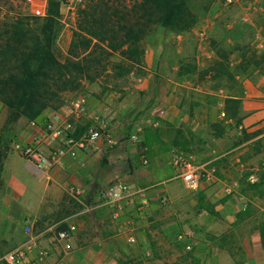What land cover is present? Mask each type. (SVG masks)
Wrapping results in <instances>:
<instances>
[{"label": "rangeland", "instance_id": "rangeland-1", "mask_svg": "<svg viewBox=\"0 0 264 264\" xmlns=\"http://www.w3.org/2000/svg\"><path fill=\"white\" fill-rule=\"evenodd\" d=\"M85 1L87 0H61L62 7L58 18L59 31L54 47L55 53L61 61H65L68 57L73 31L79 21V11ZM115 1L119 3L124 0ZM125 1L128 5H131L134 0ZM189 5L191 10L198 16L197 24L204 27L209 25L208 40L202 41L200 44L194 34V37L188 36L187 38V34H182L179 38L175 32L160 26L155 27L143 41L145 58H159L163 62L164 68H167L166 62L168 61L169 70L166 69L163 72L151 70L149 72L145 59V68L136 67L132 73L124 78L115 79L107 76L108 74H104L100 80L92 82L99 85L100 95L104 94L101 93V86L106 85L109 87V90L106 91L108 94L117 93L126 96L129 93L132 102L143 104L131 114H124V118L120 120V123L116 119L111 120L108 118L111 123L110 128L113 129L111 132L113 158L116 159V163L119 162L116 167L117 174L122 179H116L108 186L116 181L129 182V174H135V171L151 174L149 171H151L150 163L152 161L161 167L170 166L173 156L180 152L190 155L193 161L199 165L226 160L228 154L225 153L232 148V145L246 137V135H251L246 132L245 134H232L234 128L228 125L222 139L216 137L214 135L215 130L212 129L211 134L213 136L205 139L197 136L189 126L184 127V123L169 122L159 112L152 110L154 99L162 93L161 97L164 98L163 101L169 108L173 105L171 94L173 96L183 95L180 91L175 90L174 92L171 86H167L172 80L175 83L190 86L189 95L192 97L190 113L192 116L194 115V97H196V91L193 88L198 84L207 87L212 82L209 79L199 81L195 75L186 77L181 82L182 79L171 70V64L173 63L174 68L176 63L180 66L182 62L184 65L196 64L198 69L202 70L218 60L217 49H225L231 52L230 60L233 66L240 60V51L238 50L240 47H244L246 51H257L260 56L264 55V0H240L233 4H228L226 0H191ZM47 7L48 0H0V27L7 21V18L15 17L18 15L17 13L42 16L45 14ZM120 58L119 54H115L111 59L118 61ZM140 78H146V85L133 91L139 84L138 80ZM87 84H91V82L83 81L80 89L66 91L63 98L64 96H71L72 102L77 98L84 97L83 92L87 89ZM147 85H151L149 90L145 89ZM170 111L172 110L170 109ZM177 113L178 117L183 118V112ZM9 114V109L0 102V144H2L0 149L5 146H12L10 134L5 132L6 127H2L5 117ZM173 115H175V112ZM116 122L119 123L117 126L114 125ZM136 125L142 127V131L137 132ZM84 126L85 124L81 127ZM178 129L182 133H178ZM145 130L151 132L149 141L145 139ZM83 131L81 133L78 131L79 135ZM135 132L138 136L136 139H132L131 135ZM175 137L178 138L180 147L171 145ZM225 137H228L229 141ZM253 143L256 148L263 146L261 140H255ZM3 145L5 146L3 147ZM217 146H220L221 152L213 150ZM167 147L170 149L166 151ZM15 149L23 156L21 148L16 146ZM223 153L225 155L220 157ZM221 166L224 169L226 168L222 163ZM209 173L212 172L206 168L200 170L202 180L200 187H204V184L209 185L215 180L214 178L208 179ZM221 173L223 172L221 171ZM173 176L172 171L168 178H173ZM230 176L235 175L231 174ZM139 180L141 181V178ZM140 181L137 183L138 188L136 189H142L143 192L152 194L153 199H159V201L157 204L152 202L151 209L148 211L145 210L146 207H141L140 202L133 205L136 213L143 212L144 216L140 217L142 220H146L148 223L152 221L151 226L147 228V232H142L141 235L137 236L134 233L136 237L134 240L131 239L133 232L130 229L126 227L121 229L120 225L117 226L119 215L117 216L116 212L118 213V203L121 201L103 205L101 201L88 198V196H83L79 200L69 196L71 199L67 200L73 206L74 211L78 212L77 217L79 220L87 219L90 213L94 215L102 208L107 209V211L110 210L109 218L105 217L106 219L103 222L104 231L102 236L105 238L110 237L109 241L112 247L121 252L122 256L116 258L120 264H229V258L223 250L231 256L232 264H243L246 260L243 244L257 248L259 242L256 239L258 237L264 239V184L257 185L259 178L253 182L251 180L243 181L249 196V200L244 201V204L247 205L246 210L242 212L244 214L237 216V220L233 224L234 227L220 237H212L214 235L210 230L211 227H215L213 231L220 234L222 228L216 223L218 218L199 207L198 192L201 190L200 187L192 189L186 186L182 180L172 179L171 186L175 190L181 188V191H176L175 197L171 200L166 195L159 196L156 194L157 189L155 188L158 186L155 185L156 182L143 180L141 181L143 183H140ZM26 182L25 186L27 187L22 195L24 205L34 202L35 197L40 195L34 182L31 180ZM98 187L97 185L94 188L96 190L93 189L94 195L97 193ZM160 197H166V199L161 201ZM155 205H157L158 210L154 209ZM87 208L89 210H86ZM113 210L116 212H113ZM150 212L153 214L150 215ZM231 213V209L224 210V214L227 216H231ZM64 216L63 214L62 217ZM246 220L250 224L246 227L242 226ZM90 221L94 220L91 219ZM60 224H64V220ZM31 227L32 233H34L36 229L33 226ZM68 229L70 231L74 230L70 226ZM21 230L25 234L27 233L25 227L24 230L21 227ZM69 230L65 229L67 236L68 233H71ZM15 239L18 244L13 247L11 246L12 243L7 242L4 236H0V264H11L5 257L24 242V239L19 236ZM220 252L221 255H219Z\"/></svg>", "mask_w": 264, "mask_h": 264}, {"label": "crops", "instance_id": "crops-1", "mask_svg": "<svg viewBox=\"0 0 264 264\" xmlns=\"http://www.w3.org/2000/svg\"><path fill=\"white\" fill-rule=\"evenodd\" d=\"M208 27L209 25L204 27L196 24L190 31L177 33V36L181 38L182 34H187V38L195 35L201 44L202 41L209 39L210 29ZM191 31L192 33H190ZM145 59L149 72L151 70H158L159 72L169 70L168 61L166 62L167 68H164L163 62L157 57ZM171 66V70L182 79L181 82L186 77L194 76H179V65L176 63L174 68L173 63ZM138 81L137 89L135 88L133 91L146 85V78H140ZM170 82L167 86H171L174 92L175 90L180 91L183 95L173 96L171 94L173 105L170 108L163 101L164 98L161 97L163 93L155 98L152 103V110L159 112L165 120L176 124L184 123V127L189 126L197 136L205 139L213 136L211 134L212 123H221L225 127L224 134L228 125L234 128L232 134H245V132L251 134L232 145V148L225 153L228 154L226 160L201 164L203 168L212 172L209 173V179H215L211 184L201 186L199 192L205 194L206 200L214 205L218 213V216H213L218 218L216 223L222 228V231L220 234L216 233L213 231L215 227H211L210 230L214 235L212 237H220L234 227L233 224L237 220V216L244 214L242 212L246 210L247 205L244 204V201H248L249 196L243 181L255 180L264 174V64L257 67L251 66L245 73L237 74L232 81L223 77L210 82L207 87L196 85L193 88L196 91V97H194V115L192 116L190 113L192 103V97L189 95L190 86L175 83L172 80ZM150 86L147 85L145 89L149 90ZM162 88L165 89L163 86ZM83 95L86 99V111L78 120L72 114V97L64 96L63 104L57 110L47 109L37 121H30L27 117L21 116L15 122L8 124L5 129V132L10 134L12 146H6L7 150L0 175V236H4L5 240L12 243L11 246L13 247L18 244L15 239L17 236L24 239L21 245L33 238V244L26 248V255L22 261L24 264H116L118 263L116 258L122 256L119 250L112 247L109 241L110 237L102 236L103 222L109 218L110 210L107 211V209L102 208L94 215L90 213L87 219L79 220L78 212L74 211L73 206L67 201L69 196H72L70 192L72 188L80 192L77 197L72 196L77 200L83 196H88V198L100 201L98 195L100 187L108 186L116 179L122 180L117 174L116 167L119 162L116 163V159L113 158L114 150L111 149L113 143L103 138L89 150L79 152L76 158L64 155L57 166L46 171L35 169L15 149L17 145L33 146L48 153L50 149L59 147L61 142L59 139L41 143L35 142V138L39 137L46 124L55 116H60L65 121L74 123L78 129L80 126L89 123L95 116L103 117L109 123L108 118L116 119L120 123L124 114L129 115L143 105L140 102L139 104L132 102L129 93L126 96L117 93L108 94L107 92L100 95V87L96 83L87 84V89ZM227 98L240 99L237 118L226 117L225 100ZM174 112L175 115H173ZM177 112H183V118L178 117ZM7 118L8 116L5 117L2 127L5 126ZM237 119H240V122ZM119 123L116 122L114 125L117 126ZM112 130L110 128V132ZM136 130L137 132L142 131V127L136 125ZM132 136L137 137L138 134L135 132ZM218 138L222 139V136ZM225 138L228 140V137ZM255 140H261L263 146L256 148L253 143ZM213 150L221 152L222 149L217 146ZM225 154L223 153L220 157ZM155 163L154 161L150 163L151 171L149 172L151 174L140 171L129 174V182L127 183H130L132 188L131 195L118 203V213L113 210L117 216L119 215L117 226L120 225L121 229L125 227L130 229L133 232L132 240L136 239L135 236L141 235L142 232H147V228L152 223V221L148 223V221L142 220L140 217L144 216L143 212L136 213L133 205L140 202L141 207H146L145 210L148 211L153 203L157 204L159 201V199H153L152 194L143 192L142 189H136L138 188L136 185L140 181L139 178L141 181L156 182L155 185H158L155 188L157 189L156 194L159 196L166 195L171 200L175 197L176 191H181V188L175 190L171 186L173 183L171 180L175 179L177 173L172 162H170V166L164 167ZM221 163L226 166L225 169L222 168ZM172 171L173 178H168ZM231 174L235 176L232 177ZM25 180L34 182L40 195L35 197L34 202L24 205L22 195L27 187ZM141 181L140 183H143ZM97 185L99 189L97 188V193L94 195L92 191ZM166 197H160L161 201L165 200ZM225 198L226 200L222 201ZM157 208L155 205L154 209ZM227 209H231V216L224 214V210ZM63 214L64 217H62ZM151 214L153 213L150 212ZM91 219L94 221H90ZM62 220H64V224H60ZM246 221L242 226L246 227L250 224L249 221ZM27 222L36 229L34 233L27 232L25 234L22 232L21 227L24 230ZM69 226L74 230L70 231ZM65 229L71 233H68L66 238H62L59 232ZM259 238L256 239L259 242V247H257L258 245L255 246L257 248L243 244L246 258L243 264H264V239L263 237ZM41 252L44 255L41 256L39 254ZM223 252L229 258V264H232L231 256L224 250Z\"/></svg>", "mask_w": 264, "mask_h": 264}, {"label": "trees", "instance_id": "trees-1", "mask_svg": "<svg viewBox=\"0 0 264 264\" xmlns=\"http://www.w3.org/2000/svg\"><path fill=\"white\" fill-rule=\"evenodd\" d=\"M190 1L134 0L128 5L125 0L120 4L115 0H87L79 11L65 61L57 57L54 49L61 0H48L42 16L17 13L7 18L0 27V102L10 112L4 128L21 116L37 121L45 110H57L63 104V94L80 89L85 80L96 82L104 74L121 79L136 67L145 68L143 41L155 27L181 33L197 24L198 16L191 10ZM238 50L240 60L235 66L230 60L231 52L217 49L218 60L211 66L200 70L196 64L181 62L178 75H195L199 81L223 77L232 81L251 66L264 64V55H258L257 51H246L244 47ZM115 54H119L120 60L111 59ZM108 90L106 85L101 86V93ZM240 102V99L225 100L226 117L237 118ZM84 128L80 126L77 130L81 133ZM211 129L216 137L225 132L221 123H212ZM177 132L182 133L180 129ZM150 135L145 130L146 141ZM171 145L180 147L178 138ZM4 148L0 149V175L7 150ZM262 184L264 174L257 185ZM198 203L201 209L218 216L203 192L198 194Z\"/></svg>", "mask_w": 264, "mask_h": 264}, {"label": "built area", "instance_id": "built-area-1", "mask_svg": "<svg viewBox=\"0 0 264 264\" xmlns=\"http://www.w3.org/2000/svg\"><path fill=\"white\" fill-rule=\"evenodd\" d=\"M226 1L228 4H233L240 0ZM71 106L72 114L74 118L78 120L86 111V99L84 97L77 98L71 102ZM77 134L78 130L74 123L65 121L60 116H55L46 124L44 131L39 137L35 138V142L41 143L59 139L61 141L59 147L50 149L48 153L42 152L33 146L21 147L17 145V148H21L24 158L33 165L35 169L46 171L57 166L64 155L76 158L79 152L89 150L103 138L113 143L111 140L110 123L100 116L93 117L92 120L85 125L83 133L80 135ZM131 138L136 139V136H132ZM172 164L177 171L175 178L182 180L186 186L192 189L200 187L202 182L200 170H202L203 167L196 164L190 155L184 154L183 152L177 153L173 156ZM70 192L74 197L80 194V192L74 188L70 189ZM98 195L103 205L116 203L131 195V187L123 181H116L108 187L100 188ZM86 210H89V208ZM25 228L28 233H32L30 223L27 222ZM59 234L62 238L67 237V232L65 230H61ZM181 238H183V236H181ZM32 241L33 238H30L26 243L9 253L5 257L6 260L11 264H21L26 255V248L33 244ZM188 248L190 247L188 246ZM39 254L41 256L44 255L43 252Z\"/></svg>", "mask_w": 264, "mask_h": 264}]
</instances>
